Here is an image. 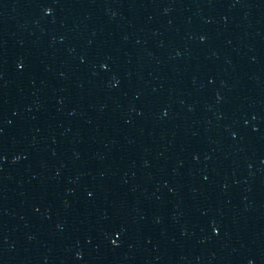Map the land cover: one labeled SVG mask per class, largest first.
<instances>
[{
	"label": "water",
	"instance_id": "95a60500",
	"mask_svg": "<svg viewBox=\"0 0 264 264\" xmlns=\"http://www.w3.org/2000/svg\"><path fill=\"white\" fill-rule=\"evenodd\" d=\"M0 264H264V0H0Z\"/></svg>",
	"mask_w": 264,
	"mask_h": 264
}]
</instances>
